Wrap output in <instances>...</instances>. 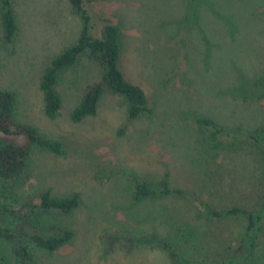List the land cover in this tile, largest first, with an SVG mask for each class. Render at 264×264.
Returning <instances> with one entry per match:
<instances>
[{"label": "rangeland", "instance_id": "374dc122", "mask_svg": "<svg viewBox=\"0 0 264 264\" xmlns=\"http://www.w3.org/2000/svg\"><path fill=\"white\" fill-rule=\"evenodd\" d=\"M12 2L11 43L3 42L0 25V89L16 94L14 119L60 141L64 153L32 148L19 179H0L2 219L16 231L23 228L21 214L6 208L43 191L80 195L75 210L43 220L73 237L53 252L30 245L36 264H172L167 251L150 242L152 234L191 261L223 260L243 219L209 217L186 196L134 200L132 179L158 191L168 173L171 188L213 207H252L261 198L264 0H83L94 35L106 23L120 27V68L144 88L148 110L129 120L124 99L105 90L96 114L79 122L70 112L102 74L87 54L60 74L62 104L54 118L44 113L39 84L52 59L77 42L82 19L68 0ZM199 116L235 137L211 143ZM250 132L261 142L247 140ZM12 247L0 237V264H18ZM245 264H264V230Z\"/></svg>", "mask_w": 264, "mask_h": 264}, {"label": "trees", "instance_id": "16d2710c", "mask_svg": "<svg viewBox=\"0 0 264 264\" xmlns=\"http://www.w3.org/2000/svg\"><path fill=\"white\" fill-rule=\"evenodd\" d=\"M73 10L80 16L83 27L77 42L57 54L40 78V90L43 97L44 113L54 118L62 104L57 89L60 74L74 65L83 54L94 61L102 74L98 81L88 85L78 103L70 112V118L79 122L87 116L96 114L98 100L106 90L124 99L126 116L136 119L147 112L148 97L144 88L129 81L120 68V27L112 23L103 26L100 36L93 33V24L83 0H68ZM0 25L2 40L9 44L16 31L12 0H0ZM16 94L14 91L0 89V179H19L24 173L26 162L32 148L45 150L56 155H63L64 149L60 141L46 138L29 124L19 123L14 119ZM197 122L207 134L211 143L221 139L234 138V134L226 130L209 116H199ZM245 137L250 142H261L256 134L250 132ZM264 145V143H263ZM159 190L152 189L145 181L132 179V197L140 200L155 193L163 196L179 195L190 197L213 218L239 217L244 220V228L236 243L230 247L226 257L221 261H191L179 254L166 240L152 234L148 239L166 250L172 264H245L251 260L263 239L264 230V187L261 198L252 206L228 205L213 207L193 194L178 188H171L168 173L159 181ZM80 204V195L76 192L66 196L52 195L49 191L40 192L36 199L24 200L19 208H6L13 215H20L23 228L14 231L2 219L0 209V237L13 244V252L18 264H36L29 248L33 245L47 252H53L71 242L73 232L55 224L44 225L43 220L51 214H68ZM127 240H129L126 237ZM141 237L139 242L149 241Z\"/></svg>", "mask_w": 264, "mask_h": 264}]
</instances>
